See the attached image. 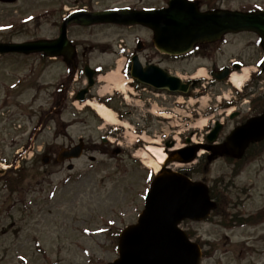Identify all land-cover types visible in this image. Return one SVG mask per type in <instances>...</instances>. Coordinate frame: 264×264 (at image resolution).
<instances>
[{
  "label": "rangeland",
  "instance_id": "rangeland-1",
  "mask_svg": "<svg viewBox=\"0 0 264 264\" xmlns=\"http://www.w3.org/2000/svg\"><path fill=\"white\" fill-rule=\"evenodd\" d=\"M166 2L17 0L0 5V41L53 39L62 18L75 9H159ZM199 5L202 11L264 10V0H199ZM68 38L78 47L79 56L85 51L86 62L103 70V75L121 61V77L126 82L130 79L126 54L135 51L137 41L145 46L139 54L141 63L158 65L183 81L196 77L200 69L209 71L214 63L217 67L234 61L253 67L263 58L257 37L251 33L227 35L211 61L164 57L152 46V32L141 26L71 25ZM68 73L60 58L0 56V162L8 166L0 174V264L112 262L117 258V234L136 222L152 180L153 171L140 158L146 146L169 155L174 146H183L189 138L204 140L208 126L216 120L225 122L223 138L238 122L228 119L229 110L247 117L252 114L248 108L258 109L260 104L256 94L250 103L230 107L227 104L234 101L237 89L228 81L209 89L207 74L204 87L199 86L189 98L136 91L127 83L124 93L111 90L103 95L113 96L107 108L116 123L109 124L91 106L67 99L84 83ZM98 81L90 93L94 99L103 87ZM62 82L69 83L65 107L61 106L64 96L57 95ZM79 137L86 144L80 159L62 166L53 161L42 165L45 155L54 158ZM152 140L156 143L151 144ZM115 148L120 154H113ZM90 156L96 160L90 162ZM69 164L74 166L72 171L67 170ZM198 164L196 159L189 164L170 163L168 168L195 169ZM203 170L204 174L191 179L215 189L217 210L211 219L180 225L202 249L200 264H264V148L237 166L216 158Z\"/></svg>",
  "mask_w": 264,
  "mask_h": 264
},
{
  "label": "water",
  "instance_id": "water-1",
  "mask_svg": "<svg viewBox=\"0 0 264 264\" xmlns=\"http://www.w3.org/2000/svg\"><path fill=\"white\" fill-rule=\"evenodd\" d=\"M14 1L0 0L4 3ZM72 24L81 27L96 24L122 27L140 25L152 31L154 48L160 54L169 56H181L197 45L215 43L227 34L243 32L256 34L264 52V11L238 12L219 9L201 12L197 2L169 0L166 8L158 10L78 12L62 22L56 39L0 43V55L29 56L42 53L47 58L63 57L64 62L72 63L74 69L75 47L67 39V28ZM141 47L139 45L138 50ZM84 74L88 88L92 87L95 72L86 65ZM222 74L219 81L226 78L228 71L225 70ZM130 76L143 86L169 94L186 95L190 86L189 82L183 83L154 65L146 64L142 67L137 56L132 58ZM194 84L192 82L191 86ZM85 92L86 90L78 95L80 101L84 100ZM221 129L222 125L216 123L206 137V145H192L181 149L173 153L168 162L190 163L201 149L210 153V159L242 158L249 145L264 141V111L233 129L224 142L216 144ZM81 153L82 143L70 150L60 151L58 160L78 158ZM42 162L48 163V157ZM215 207L216 204L210 198L208 187L204 183L194 182L178 172L163 169L150 184L144 198V208L136 224L126 227L119 234L118 258L107 264H199V246L188 239L179 225L185 220H205Z\"/></svg>",
  "mask_w": 264,
  "mask_h": 264
},
{
  "label": "bare ground",
  "instance_id": "bare-ground-1",
  "mask_svg": "<svg viewBox=\"0 0 264 264\" xmlns=\"http://www.w3.org/2000/svg\"><path fill=\"white\" fill-rule=\"evenodd\" d=\"M116 68L113 71H110L98 79L100 83L103 84L102 89L100 90V95L103 96L104 94L110 93V91H119L124 92L128 89L127 85L125 84L126 81L122 80L121 77V69L123 67V63L121 61L116 62ZM249 75V69L244 68L243 71L238 74H232L230 76L229 82L235 87L240 88L244 82H246L247 77ZM205 76V71L200 69L196 78H203ZM85 105L91 106L92 109L97 113V115L102 118L105 122L109 124H115L116 120L112 117V114L108 110V108L102 104L96 102H86ZM231 111L229 110L227 114H230ZM203 122L199 123L201 127ZM151 144L156 143V141L152 140ZM201 154V153H200ZM140 158L143 161V164L147 168H152L154 172H158L161 165L164 164L166 154L161 148H155L153 146H146V150L140 154ZM2 169L6 168L5 166L1 167Z\"/></svg>",
  "mask_w": 264,
  "mask_h": 264
},
{
  "label": "flooded vegetation",
  "instance_id": "flooded-vegetation-1",
  "mask_svg": "<svg viewBox=\"0 0 264 264\" xmlns=\"http://www.w3.org/2000/svg\"><path fill=\"white\" fill-rule=\"evenodd\" d=\"M0 5H2L1 3H0ZM213 49V48H212ZM212 49H209V51H207V53H205L204 55H201L200 57H202V58H207V60H212L213 59V54H214V52H218V50L217 49H214L213 50V52H212ZM76 57H75V64H76V74H78V73H80V71L82 70V65H84V64H86V58H85V55H86V52L84 51V52H81V55L79 56V50H78V47L76 46ZM212 63V62H211ZM214 63V62H213ZM213 65V66H212ZM211 65V67L212 68H216V66H215V64H212ZM230 71H232V69H231V67H230ZM69 77H71L72 78V76H73V73H71V72H69V75H68ZM191 78V77H190ZM68 86H69V83H66V82H62V84L60 85V87H59V90H60V96H64V100L61 102V106L62 107H65V103H66V95L65 94H67V88H68ZM83 88V87H82ZM81 88V89H82ZM81 89H79V90H81ZM78 90V91H79ZM78 91L76 92V93H73V97L76 99V95L78 94ZM90 90H88V92L87 93H85V97L86 98H89V97H91V95H90ZM259 100H260V97L258 98ZM240 103H241V101H239ZM249 110H251V115H249V116H247L246 117V115H243V116H241V113L239 112V111H236V112H234L233 114H234V117L232 118V119H229V120H234V119H236V120H238V122L237 123H235L234 124V126H233V128L235 127V126H237V125H240V124H242V123H244L249 117H251V116H254V115H256V111L254 110V109H251L250 107H249ZM60 111V110H59ZM250 113V112H249ZM217 121H219V120H217ZM224 129H225V122H223V128H222V130H221V133H220V135H219V139H218V141L219 142H222L223 140H224V138H222L221 137V134H222V132L224 131ZM226 135V134H225ZM225 137V136H224ZM81 138V137H80ZM80 138H78V140L80 139ZM78 140H77V142H78ZM86 145V144H85ZM85 145H84V150H85ZM72 146V144L71 145H67L66 147L67 148H69V147H71ZM54 162H55V160H54ZM55 165H59L57 162H55ZM61 166L63 165V164H60Z\"/></svg>",
  "mask_w": 264,
  "mask_h": 264
},
{
  "label": "trees",
  "instance_id": "trees-1",
  "mask_svg": "<svg viewBox=\"0 0 264 264\" xmlns=\"http://www.w3.org/2000/svg\"><path fill=\"white\" fill-rule=\"evenodd\" d=\"M261 108L259 111H262L263 108H264V96L261 98ZM262 148H264V144H258V145H254V146H251L245 153V156L244 158L241 160V161H244L245 159H248V158H251L253 156H255L258 152L260 153ZM228 163H232L230 162L229 160H227ZM237 166V164H236ZM206 167V160L204 158H201L199 160V164L196 166V168L194 169H190V170H182V173L184 175H186L187 177H192L194 176L195 174H200V173H203V169ZM18 173H20V171H18ZM10 187V186H9ZM214 190V189H213ZM213 190L211 189V196L212 198H215V193L213 192Z\"/></svg>",
  "mask_w": 264,
  "mask_h": 264
}]
</instances>
